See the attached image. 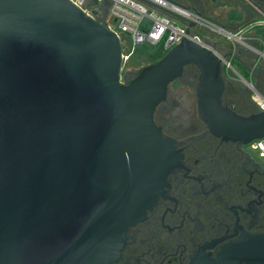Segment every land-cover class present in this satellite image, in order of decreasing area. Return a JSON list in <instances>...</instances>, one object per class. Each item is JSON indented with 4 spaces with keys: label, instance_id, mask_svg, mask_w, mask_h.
Masks as SVG:
<instances>
[{
    "label": "water",
    "instance_id": "95a60500",
    "mask_svg": "<svg viewBox=\"0 0 264 264\" xmlns=\"http://www.w3.org/2000/svg\"><path fill=\"white\" fill-rule=\"evenodd\" d=\"M123 60L120 37L70 0H0V264L121 258L128 229L181 165L155 113L188 65L200 72L199 114L213 134L264 138V112L224 105L212 49L183 37L129 81ZM226 253L264 264V232H243Z\"/></svg>",
    "mask_w": 264,
    "mask_h": 264
},
{
    "label": "flooded vegetation",
    "instance_id": "af4514ba",
    "mask_svg": "<svg viewBox=\"0 0 264 264\" xmlns=\"http://www.w3.org/2000/svg\"><path fill=\"white\" fill-rule=\"evenodd\" d=\"M198 11L224 33L231 73L223 75L225 106L240 115L264 94V0H173ZM136 73H132L131 77ZM194 65L171 83L155 113L175 142L181 165L168 177L146 219L130 227L114 264H233L227 249L243 232H264V161L252 144L213 134L199 114ZM244 264V263H239Z\"/></svg>",
    "mask_w": 264,
    "mask_h": 264
},
{
    "label": "built area",
    "instance_id": "2783aa9c",
    "mask_svg": "<svg viewBox=\"0 0 264 264\" xmlns=\"http://www.w3.org/2000/svg\"><path fill=\"white\" fill-rule=\"evenodd\" d=\"M70 1L105 23L120 37L122 48L129 51L124 59L143 45L163 47L169 51L185 37L212 49L222 60L225 75L232 72L225 56V45H217L213 40L215 34L224 38L223 30L190 7L173 0ZM254 102L257 110L264 112V94L257 92ZM252 145L264 158V138Z\"/></svg>",
    "mask_w": 264,
    "mask_h": 264
},
{
    "label": "rangeland",
    "instance_id": "374dc122",
    "mask_svg": "<svg viewBox=\"0 0 264 264\" xmlns=\"http://www.w3.org/2000/svg\"><path fill=\"white\" fill-rule=\"evenodd\" d=\"M220 39L222 42L223 38H220ZM153 52H154V49L135 51L134 54L130 56L131 58H125L123 60V65H122L121 80H125V81L131 80L133 78V76L131 77L132 73H137L143 67L149 65L150 63L147 61L148 54L153 53ZM123 53L125 56L129 55L128 49H123ZM223 75H225L224 72H223ZM255 152L257 154L259 153L258 151H255ZM261 160L264 161V158H261Z\"/></svg>",
    "mask_w": 264,
    "mask_h": 264
},
{
    "label": "trees",
    "instance_id": "16d2710c",
    "mask_svg": "<svg viewBox=\"0 0 264 264\" xmlns=\"http://www.w3.org/2000/svg\"><path fill=\"white\" fill-rule=\"evenodd\" d=\"M146 49H154V52L153 53H150L148 54V59L147 61L150 63V64H153L157 61H159L160 59H162L168 51L164 50L163 47H151V46H148V45H143V46H139L135 49V51H140V50H146ZM134 51V52H135ZM134 54V53H133ZM131 58V57H129ZM134 62V61H132ZM137 63V62H135ZM257 108V107H256ZM258 110L257 109H254L253 110H249L248 114H251V113H254V112H257Z\"/></svg>",
    "mask_w": 264,
    "mask_h": 264
}]
</instances>
